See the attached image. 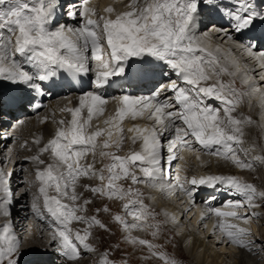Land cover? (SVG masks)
Segmentation results:
<instances>
[{"label": "snow or ice", "instance_id": "6c2138e0", "mask_svg": "<svg viewBox=\"0 0 264 264\" xmlns=\"http://www.w3.org/2000/svg\"><path fill=\"white\" fill-rule=\"evenodd\" d=\"M126 8L115 12L109 6L104 9L108 15L98 16L95 9L78 8L71 0L67 3L65 0H0V82L26 89L29 105L36 98L33 92L44 95V82L51 81L58 73L76 78L91 72L96 89L109 85L113 77L127 78L134 71L158 73L168 76L170 81L147 96H120L114 114L103 122L105 128L93 127L92 123L94 118L104 114L108 103L97 91L82 94L78 106L61 109L70 119L57 121L54 136L40 150L41 153L51 152L54 163L47 164L43 170L37 169L35 175L40 187L31 205L38 218L51 220L53 232L47 247L39 250L23 247L10 219L12 200L8 181L0 172V192L3 193L0 216L9 218L0 224V264H27L24 258L29 255L44 257L53 253L64 264H79L82 253L98 251L88 242L92 229L113 235L109 224L98 218L101 213H108L110 220L119 226L125 242L147 249L144 259L178 264L175 257L162 250L165 245L156 242L179 225L177 217L167 211H155L140 199L143 193L139 189L118 182L131 180L133 185L154 182L162 170V138L167 141L169 162L183 159L176 155L179 151L197 150L194 145H199L207 154L241 170H250L257 163L264 165V155L248 160L240 158L239 152L245 155L249 152L241 147L245 142L244 128L255 122L250 116L234 114L245 102L251 108L254 98H258L264 109V87L251 82L238 61L221 55L219 48L209 49L201 39L203 34L199 33L202 25L208 27L211 18H216L220 23L211 22V28L238 42L250 57L262 61L260 66L264 68V51L257 54L252 42L255 38L248 35L258 23L264 26V0H129ZM58 15L78 20L79 26L60 24ZM17 57L23 58V62ZM90 61L95 62L94 67L90 66ZM24 65L31 69L26 70ZM238 75L242 77L243 87L236 85ZM260 79L264 80V73ZM165 92L171 95H164ZM213 100L219 102V106L210 103ZM34 106L41 107L39 103ZM146 113L147 119L153 122L151 126L134 124L126 130L122 126L126 118L136 120L144 118ZM125 131L132 134L128 139L133 146L138 144L139 150L132 147L125 155L108 151L113 148L119 151ZM254 149L252 145L251 150ZM89 154L92 163L81 164ZM97 158L102 167L96 166ZM31 159L45 164L39 156ZM105 160L107 163H103ZM81 177L99 182L95 186L84 185L93 197L126 201L121 207L124 215L121 211L113 213L107 204L97 207L92 216L78 215V212H87L86 206L92 203V200H85L82 205L76 203L80 195L75 185ZM185 184L242 197L226 199L221 208L208 207L207 214L217 217L213 235L219 232L218 243L227 247L235 246L253 255L264 252V240L249 239L253 235L249 228L231 222L239 220L249 224L254 218L259 219V213L249 210L261 207L257 200H264V192L258 193L253 184L235 175L220 174L183 179L177 176L175 183L159 185V191L169 196L183 192L194 200L193 188ZM152 186L157 187L155 183ZM49 189H54L56 194L49 195ZM64 199L72 204H65ZM240 209H244L243 214ZM161 215L163 219H158ZM205 215L201 214V220ZM73 222L88 227L83 234L73 232ZM169 224L173 228H167ZM134 230L149 231L152 239L132 236ZM179 235L180 232H174L167 242L172 243ZM119 250V244L109 245L100 252L97 264H129L126 257L112 258Z\"/></svg>", "mask_w": 264, "mask_h": 264}, {"label": "bare ground", "instance_id": "6f19581e", "mask_svg": "<svg viewBox=\"0 0 264 264\" xmlns=\"http://www.w3.org/2000/svg\"><path fill=\"white\" fill-rule=\"evenodd\" d=\"M122 1L125 2V0H112V1L111 0H103L100 3V8L101 9H104L106 7H109V6H111V7L114 8L115 7V4H122ZM110 2H112L113 4L111 5ZM96 4L97 3L95 2V5ZM76 5H77L78 8H81V3H77L76 2ZM117 6H116V8H117ZM98 10H99V8H98ZM125 10H127V9L126 8H123V9L119 8V9H117V12H122V11H125ZM115 11H116V9H115ZM100 13H101V11H100ZM58 19L60 21V24H67V26H69V27H78L79 26L78 25L79 24L78 23V20H73L71 18L64 19V18H62L61 15H58ZM209 26L211 27V24ZM258 26H260L262 28V30H264V26L256 25V27H258ZM203 27H204V25H202L200 27V29L203 28ZM211 29H212V31L215 30V28H211ZM216 33H217V31L215 32V34ZM217 34H220L221 35L223 33L218 32ZM222 36H220V37H222V39L223 38H226V36L224 34ZM201 39L204 42L205 41L207 43L209 42L208 45H211V46L213 45L212 50H214V48L215 49L217 48V45L214 44V43H212V40L210 38L209 39L208 38L205 39V38H203V36H201ZM231 41L232 40L228 41V44H227L228 46H227L226 51H224L223 49L220 48V50H221L220 53L224 54V52H227V51H229V52L232 53L234 49L240 50V48H238L237 45H235L234 43H231ZM255 48H254V51L257 54H259L262 51L260 48H258V46H256ZM244 54H245V52H244ZM253 60H257V59H255V58L253 59V57H250L249 55H246L245 54L244 55V59L239 61L240 63L242 62L241 65L239 64L240 67H241V69H242V72H244V73L247 74V76L250 78V81H251V77H252V74H251L250 70H251V65L253 63ZM257 62L259 64L262 63V61H260V60H257ZM245 63H246V65H245ZM256 70L258 71V69H256ZM262 73H264V71L263 72H260L259 73L260 75H258V76H261ZM172 78L174 79L175 77L173 76ZM227 79H228V77H225V80H227ZM258 80L260 82H262V84L260 86L264 87V80H261L260 78ZM239 84H238V81L236 80L237 87H241L242 86L241 84L240 85ZM256 84H260V83H257L256 82ZM14 87H15V85H11V84H9L6 81L0 82V94L3 91H8V94L10 96L16 97L18 99H23L24 97H27V91H26V89H24L22 87H17V86L16 87L18 89H15ZM82 94H84V93L83 92L82 93H80V92H70V91L56 94L52 99L49 100V105L46 108H43V110L46 113L43 114L42 116H39L38 115L39 117H36V118H29V117H26L25 116V119L24 118L21 119V117H23V114L26 113L25 110H24V108L22 107L23 106V104H22V106H20L19 108H17L15 110V112L16 111H21L20 115L18 117H14V119H12V120H5V122H4L5 128L4 129H1V127H0V134H3V133H5V135L8 134L7 135V138L5 139V141L0 146V172L2 171V169L4 170V167L5 168L6 167L7 168H11V170H12V177H13V175H15V178L17 179L15 181V183H8V187L12 190V193H14L16 191V192H18L20 194L19 199H14L12 201L11 205L9 206L10 207V211H11V217H10V219L12 218V220H14V221H12V223H13V226H14L15 233L17 234V236L20 237L21 240L24 238V236L27 235V237L23 240V242H24L23 243L24 244L23 247L25 249L31 250V246L32 245L33 246H36V245L38 246V244H39V249H42V245H43V248H45V247L48 246L49 242L51 241L53 227L51 225L50 218H46V219H40V218H38L33 213L32 208H31V205H32L33 199H34V195L37 193L38 188L40 187V182L36 179L35 173H36L37 169L43 170L47 166V164L54 163V160H53V157L51 155V152H43V153H41L40 150H41V148H43L47 144V142L50 140V137L54 135V133H55L57 127H58L57 121H59L61 119H65V120L68 119V118H66L67 113L61 112V109L62 108H65V107H68V105H70V107H76V106H78L79 105V98H80V96ZM166 95H170V93H167ZM104 97L108 100V103L105 106V109L106 110H105L104 114L102 116H99L98 118H94V120H96L95 122L97 124L98 123L100 124L99 120H101V119L103 120V121L101 120V123L104 124L103 123L104 122V118H107V116H109V114L110 115H113L114 112H115L116 107L118 106V98L119 97H117V96H104ZM114 98H117V99H114ZM161 99H163V96H161ZM255 102L256 101L253 100L252 107L251 108H249L247 102H245L243 108L245 110V114H246L245 116H250L252 118V120L255 122V123H253L254 124L253 125L254 126V129H253V131H250L249 132V135L252 134V136L257 137V135L260 136L261 135V132L263 131L262 127H264V122L262 120L259 121L257 119V117H256V113H258L257 112L258 111V108H257ZM210 103L213 104V101H210ZM213 105H215V104H213ZM48 109H50V110H48ZM38 112H40V111H38ZM38 112H37V114H38ZM234 114L235 115H240L241 113H240V111L237 110V112L234 113ZM146 116L147 115H145L144 118H139L138 121L141 124H144L145 126H147L146 124H148L149 126H151L153 122L150 121V120H148ZM45 118H47V119H45ZM126 120L127 121L128 120L131 121L130 118H126ZM18 121H22V123H18ZM102 124H100L99 127L104 128L103 126H106V125L104 124L102 126ZM8 129L10 131H7ZM31 132L32 133L33 132L34 133H37L35 139H36V141H39V143H35V144L32 145L30 143V141L26 140V138H30V136H31L30 133ZM164 137L165 138L168 137V134L165 133L164 134ZM102 139H103V137L101 138V140ZM126 139L129 140V142H128V144L126 143L127 144V149L125 148L126 151H124L123 154L117 152V150L115 148L108 149V151H114V152H116L117 155H125V154L128 153L129 149L132 148V147H135L136 150H139V145L138 144L136 146H133L131 144L130 139H128V138H126ZM31 142H33V141H31ZM246 142L247 141L245 140L244 143H246ZM251 145H252V143H251ZM253 145H254V143H253ZM194 148L197 149V150H194V153L195 154L193 156H192V154L191 155H188L187 154L188 152H187L186 149H183V150L179 151L180 156L183 157V161H185L186 163H188V165H191V162H194L191 159H195L196 160V163L197 162H199V163H202L203 162L204 163V164H201V166L199 164V166H200L199 172H201V173H203L205 175H208V174H220V175L223 174V175H225V174L229 173V170H230L229 168H231L230 163L224 161L223 159H218L217 157H215L213 155L207 154L206 150L200 149V146L199 145H194ZM242 148H244V147H242ZM8 151H9V153H7ZM254 151H256V150H254ZM257 151H258V149H257ZM243 154H244V152H243ZM257 154H259V153H257ZM260 154L263 155L262 151L260 152ZM201 155L202 156L203 155H206V157H208V158L201 157ZM33 156H39L41 160L45 161V164H39L37 161H33L31 159V157H33ZM190 156H192L191 159H190ZM241 156H240V158H241ZM86 157L80 161L81 164L92 163V159L93 158H92L91 154H89ZM197 157H199V159ZM247 157H249V155ZM245 158H246V156H245ZM97 161L98 162H97L96 166L98 168L99 167H102V163L99 162V158H97ZM103 163H107V161L105 160V161H103ZM11 164H12V166L10 167ZM168 166H169V163L167 164V167ZM199 166H197V167H199ZM237 169L238 170L235 171L237 173V175H235V176L239 177L240 179H242L245 182H248V183L253 184L256 187L258 193L259 192H262V190L260 191L261 185L259 187V185L257 184V182L262 183L263 181H258L259 179H256L255 178V175L254 176L251 175L253 173L249 169L248 170H246V169L241 170L239 168H237ZM192 173H194V172H192ZM23 174H24V176L26 175V178L23 177ZM246 174H249V177L247 176L248 178H245V176H243V175H246ZM137 175H140V173H139L138 170H137ZM198 175H200V174H198ZM12 177L9 179V181L12 179ZM32 177H33V179H32ZM127 181H123L122 180V181H119L118 183H120V184H123L125 182L128 183ZM98 183L99 182L96 181V180H92V179H87V178L81 177L76 182V185H75L76 193H78L79 195H81L80 196V198H81L84 193L83 194L79 193L80 192L78 190L79 185H80V187H81V184H82V186L83 185H86V184H91V185L95 186ZM153 183L157 184V186L159 187V185H161V184L167 185L169 183H175V182L174 181L173 182L170 181V177H169L168 180H166V178H164V177H157L154 182H147V181L144 182V184L147 185V187H149ZM135 185L137 187H139L140 189H142V191L144 190L145 194H147L149 196H152L151 194H153V195L156 194V196H158V197L163 196V194H161V192H158V190H152V193H148V192H146V189L143 188V186L142 187L140 186V184L139 185L138 184H135ZM19 188H21V189H19ZM192 188H193V192H194L193 193L194 194V200L191 199V200L194 201L193 202V205L195 204V207H196V205L200 207V205H198V204H199V202H201L204 199V196H206V193H201L200 190H198V189H204L205 187H202L201 186L199 188H196V187L193 186ZM210 190H211V192L209 193V195L207 194V196H208L207 199H209L210 202L207 203L208 205L207 206L205 205L204 206L205 208L202 209V210H200V208H197L195 210V213L194 214H196L195 216H196V219L199 221V223L200 224H205L207 226V231L210 234H213V225L217 223V217L215 215H213V214H207L208 207L211 206V207L221 208L222 207L221 206L222 202H224L226 199H239L241 197L240 196H233V195H225L223 193H220V192L216 191V189H212V188H210ZM85 191H87V190L85 189ZM177 192H176L175 195H172L170 197H173L174 199L175 198H178ZM10 193H11V191H10ZM55 194L56 193H55V190L54 189H49V195H55ZM0 196H3V193L2 192H0ZM179 196H180V194H179ZM212 196H215L216 198L215 199H212ZM11 197H12V195H11ZM97 198L98 197H96V200H97ZM180 198H181V196L177 200L180 201L181 200ZM110 201H113L114 202V200H110ZM63 202L65 204H72V202L70 200H67V199H64ZM79 202H81V201L78 200L76 203L79 204ZM96 202H97L96 205H98L97 207H100V204L99 203H101V200H97ZM104 202L107 203V199L104 200L102 203H104ZM146 202L148 203V201H146ZM39 203L42 205L43 204V200L41 199L39 201ZM114 203L116 204L115 206H117V209L116 210L121 211V207H122V205L124 203H120V202H117V203L114 202ZM153 203L150 202L149 205L151 207H154L157 211H159L160 209L155 205L156 203L155 204H153ZM257 203H260L261 204V207L260 208H264V200H260L259 199V200H257ZM16 204H18V205H16ZM81 204H82V202H81ZM89 205H91V204H89ZM193 205L187 206V210H189ZM187 210L186 209H181V211H177L175 208H173L172 213L177 217V219L179 221V224H180L177 227H175L176 228L175 231L178 230L180 233L183 231L184 224L181 223V220L180 219H181V216L182 215L185 216L184 214H186ZM222 210H224V211H230V209H227V208H222ZM87 211H88V209H87ZM160 211H162V210H160ZM89 213L90 212H88V213H86V212L85 213L84 212H78L77 214L78 215H85V216H91V215L94 214L93 211L90 214ZM202 213H205L206 214L205 215V219H203V220H201V214ZM121 214L124 215V213L122 211H121ZM241 214H243L242 211H241ZM45 215L47 216L46 213H45ZM8 219L9 218H7V217L0 216V224L6 223ZM128 219L130 220V217H128ZM261 221H262V223H260L261 229H262V231H264V219L262 218ZM29 222H32V223H30L31 226H32V228L30 227L31 229L29 228ZM231 222L232 223H236V224H240V226L245 227L244 226L245 224L241 223V221H239V220H232ZM73 223L75 225V226H73L74 229L76 231L81 232V234H83V232L88 227L84 223H78V222H73ZM167 228H171V227L170 226H167ZM246 228H248V227H246ZM29 229L31 231H29ZM250 231L253 234V231L251 229H250ZM29 232H30V234H28ZM120 232H122V231L120 230ZM94 233H96V232L94 231ZM167 233L168 232H166L164 236H166ZM217 234H219V232L216 233V236L218 237ZM30 235H32V238L29 237ZM131 235L132 236H137V234L134 233V232H132ZM257 235L258 234H256V233L253 234L252 235V238L255 239V240H264V235H262V237H261V235H258L261 238H258ZM120 236L123 237L124 236V233L123 232L120 233ZM141 237L142 236H140V238ZM185 237L190 238V240L192 241V249H195L196 251L199 250V253H200V251H204V252H209L210 251L212 253L213 259L215 260V262L217 264H229L227 262L226 263L224 262V259H222V255H223V257H226V256L229 257L230 256L232 258H235V256H234L235 254H231L229 252H225V253L223 252V254L222 253L221 254H217L216 252L212 251V249H210L209 247L207 249V245L205 244L204 240L199 239L198 237L195 236V234H193L191 231H189L187 229H185L181 233V239L182 238H185ZM40 242H43L45 245L42 244V243H40ZM88 242L91 243L93 245V247L98 248L97 245H96L98 243L96 242V240H93L92 241V237H89ZM40 245H41V248H40ZM49 249H51V248H49ZM236 249L238 251L237 254L240 253L242 255H245L246 258H248V259L251 258V259H249L247 261V264H255L254 261L258 258L259 254H260V252H257L255 255H253L252 253H249V252H247L245 250H241V249H238V248H236ZM181 250H183V249H181ZM179 256H180V254H179ZM86 257H89V258L92 257V258H94V255L92 253H90V254L89 253H82V259L79 261V264H91V263H93L92 260H90L91 263H86V260H85ZM196 258H197V261H198L199 258L198 257H196ZM235 259H236V262H234L233 264H244L243 263V258L240 257L239 255ZM24 260L27 262V264H29L31 262H32L31 264H35V262H37V261H42L43 264H64V261L62 259L61 260H57L56 255L54 256V258L51 259L50 257H46V256L40 257L38 255L32 254V255H29V256L25 257ZM33 261H34V263H33ZM95 264H97V262Z\"/></svg>", "mask_w": 264, "mask_h": 264}, {"label": "rangeland", "instance_id": "374dc122", "mask_svg": "<svg viewBox=\"0 0 264 264\" xmlns=\"http://www.w3.org/2000/svg\"><path fill=\"white\" fill-rule=\"evenodd\" d=\"M100 1V2H99ZM103 0H88L87 2H88V4L86 3L85 5L88 7V8H94L95 9V11H96V13H97V15L98 16H102V15H108L107 13H105L104 12V9H101L100 8V3L102 2ZM112 1V0H111ZM65 2L67 3V2H69V0H65ZM71 2H73V0H71ZM95 2L97 3L96 5H95ZM129 3V0H125V2L124 1H122V4H115V7H114V9H116V11L115 12H117V9H119V8H121V9H123V8H126V5ZM110 4L112 5L113 3L112 2H110ZM95 7H94V6ZM99 5V6H98ZM119 7H118V6ZM121 5V6H120ZM124 7H123V6ZM85 6V7H86ZM116 6H117V8H116ZM98 8H99V10L101 11V13H100V11L98 10ZM107 8V7H106ZM127 9V8H126ZM64 11H66V10H64ZM103 11V12H102ZM62 16V18H64V19H68V16H66V15H61ZM115 17V13H113L112 14V18H114ZM95 18V17H94ZM210 25V24H209ZM208 25V27H203V28H201L200 30H199V33H202L203 35V38H205V39H211L212 40V43H214V44H216L217 45V48H221V49H223L224 51H226V49H227V44H228V41H230L229 39H227V37L226 38H223L222 39V35L223 34H215V30H213L212 31V29H211V27ZM215 31V32H214ZM220 36H222V37H220ZM205 43V45L209 48V49H211L212 50V48H213V45L211 46V45H208L209 44V42L207 43L206 41L204 42ZM211 43V42H210ZM231 43H234L235 45H237V47L238 48H240L239 47V43L238 42H235L234 40H232L231 41ZM256 49V48H255ZM214 50H215V48H214ZM242 49L240 48V50H237V49H234L233 50V54L231 53V52H229V51H227V52H224V54H222V53H220L221 55H226L227 57H228V59H236L238 62L240 61V60H243L244 59V55L246 54V55H248L247 54V52H245V51H241ZM244 52H245V54H244ZM227 53V54H226ZM254 59V58H253ZM239 64L241 65L242 64V62L240 63L239 62ZM245 65H246V63H245ZM256 69H258V71L256 70ZM264 71V68H262L261 66H260V64L257 62V60H253V63H252V65H251V70H250V72H251V74H252V77H251V82H257V83H260V84H258V85H261L262 84V82H260L258 79L260 78V76H258V75H260L259 73L260 72H263ZM241 76H239L238 75V77H237V81H238V84L240 83V80H241ZM223 79H225V77L223 78ZM241 84V83H240ZM239 84V85H240ZM4 86V85H3ZM242 87V86H241ZM4 89V88H3ZM253 100H255L256 102V106H257V108H258V113H256V117H257V119L259 120V121H263L264 122V109H261V107H260V105H259V103H258V98H254ZM67 101V100H66ZM65 101V102H66ZM213 104H215V106H219V102H215L214 100H213ZM243 105V106H242ZM242 106V107H241ZM68 107H70V105H68ZM244 103L243 104H241L239 107H238V111H240V113L243 115V116H245L246 114H245V110H244ZM25 108V107H24ZM25 110V109H24ZM48 110H50V109H48ZM43 111V112H42ZM25 112H26V110H25ZM46 112L42 109V110H40V112H38V114H28V115H26V117H29V118H36V117H39V116H42L43 114H45ZM41 114V115H40ZM39 115V116H38ZM145 115H147V113L145 114ZM221 115H222V113H221ZM68 116V117H67ZM67 116H66V118H69L70 119V116H69V114L67 113ZM109 116H111L110 114H109ZM109 116H107V118L109 117ZM147 117V116H146ZM24 119H25V116L23 117ZM107 118H104V120L105 119H107ZM138 119L139 118H137L136 120H132L131 119V121H127L126 119L123 121V127H124V129L126 130L127 128H129V127H132L134 124H138V125H140V126H145L144 124H141L139 121H138ZM102 120V119H101ZM101 120H99V122H100V124H102L101 123ZM103 121V120H102ZM98 122V121H97ZM3 124H4V120H2V121H0V126L2 127L3 126ZM99 123L97 124L98 126L100 125ZM104 124H102V126H103ZM147 126H149L148 124H146ZM254 124H252V125H250V126H246L245 128H244V132H245V136H244V141L246 140L247 142L246 143H244L241 147H244V149H249V152H248V154L247 155H245V154H243V152L241 153V152H239L240 154V156H241V158H242V160H248L250 157H254V156H257V155H261L260 154V152L262 151V153H263V155H264V127H262V129H263V131L261 132V135L259 136V135H257V137H255V136H252V134H250L249 135V132L250 131H253V129H254V126H253ZM104 128L106 127V126H103ZM1 129H4V128H1ZM31 134V136H30V138H26V140H28V141H30V143L33 145V144H35L36 143V139H35V137H36V134L37 133H30ZM1 135L2 134H0V137H1ZM124 135H125V139H124V142H123V144H122V146H121V148L119 149V151H117V152H119V153H121V154H123L124 153V151H126V149H127V144H128V142H129V140H127L126 138H128V137H130L132 134L131 133H128L127 131H125V133H124ZM54 136V135H53ZM52 137V136H51ZM113 139H115V137L113 138ZM263 140V141H262ZM31 141H33V142H31ZM163 141H164V148L162 149V153H161V155H162V160H161V171H160V173L158 174V176H162V172H163V170H167V164L169 163V167L170 168H172V181H173V179L174 178H176V176L178 175V172H181V174H182V176L181 175H179V176H181V178L183 179L184 177H188V178H191L192 176H197V177H199L201 174H203V173H201V172H199V168H200V166H201V164H204L203 162L202 163H199V162H197L196 163V160L195 159H191L192 158V156L195 154L194 153V150H189V149H187V148H185L186 150H187V154L188 155H191L192 154V156H190V159L192 160V161H194V162H191V165H188V163H186L185 161H183V159L181 160V159H175V160H171L170 162H169V160H168V157H169V153H168V151H167V141H166V139H164L163 138ZM2 142H1V140H0V146L2 145L1 144ZM127 143V144H126ZM251 143H252V145H253V143H254V145H255V149L254 150H256V151H254V150H251V148H252V145H251ZM250 146V147H249ZM257 147V148H256ZM126 148V149H125ZM124 149V150H123ZM257 149H258V151H257ZM260 149V150H259ZM251 150V151H250ZM121 151V152H120ZM7 153H9V151L7 152ZM179 153V152H178ZM176 154L178 157H180V153L179 154ZM257 153H259V154H257ZM200 154V153H199ZM254 154V155H253ZM256 154V155H255ZM249 155V157H247ZM200 156V155H199ZM245 156H246V158H245ZM201 157H206V155H201ZM87 158V157H86ZM206 158H208V157H206ZM198 160V159H197ZM193 163V164H192ZM199 164H200V166H199ZM231 165V164H230ZM12 166V164L10 165V167ZM197 166H199V167H197ZM192 167V168H191ZM181 168V170H179ZM230 170H229V173H227V174H225V175H237V173L235 172L236 170H238L237 169V167H235L234 165H231V168H229ZM178 170V171H177ZM191 170V171H190ZM246 170H248V169H246ZM184 173H183V172ZM189 171V172H188ZM231 171V172H230ZM250 171L253 173V174H251V175H255V178L256 179H259L258 181H263L262 183H259V182H257V184L259 185V187H260V185H261V187H260V191L262 190V192H264V165H261V164H259V163H257L256 165H255V167L254 168H252V169H250ZM4 175H5V177L7 178V181H8V183H15V181L17 180L16 178H15V175H13V177H12V170H11V168H5L4 167V170L2 169V171H1ZM5 172V173H4ZM192 172H194V173H192ZM198 174H200V175H198ZM221 175H223V174H221ZM184 176V177H183ZM243 176H245V178H248L249 177V174H246V175H243ZM248 176V177H247ZM12 177V179L9 181V179ZM22 177V176H21ZM23 177H25L26 178V175L24 176V174H23ZM24 179V178H23ZM32 179H33V177H32ZM91 181V180H90ZM128 183H123V185L125 186V187H128V186H131V187H133V188H137V189H139V191L141 192V193H143V196H141L140 197V199H143V201H144V203L145 204H147V205H149L150 204V202H154L153 204H155L160 210H162V211H167L169 214H173L172 213V210H173V208H175L177 211H181V209H186L187 210V206H189V205H193V200H191L185 193H183V192H177V194H178V198L181 196V200L180 201H178L177 199L178 198H173V197H170V196H168V194H166V193H163V196H161V197H158V196H156V194L155 195H153V194H151L152 196H149V195H147V194H145V192H144V190L142 191V189H140L139 187H137L136 185H133L132 183H131V181L130 180H128L127 181ZM146 182V181H145ZM140 184V186L142 187L143 186V188L144 189H146V192H147V190L150 188V187H147V185H145L144 184V182H141V183H139ZM138 184V185H139ZM185 187H193V186H191V185H189L188 186V184H185ZM82 188V189H81ZM148 188V189H147ZM10 189V188H9ZM19 189H21V188H19ZM23 190V189H22ZM78 190L80 191L79 193H81V194H83L82 195V197L79 199V201H81L82 202V204L84 203V201L85 200H93L92 201V203H91V205H87L86 207H87V209H88V211L86 212V213H88V212H94V214H96L95 213V209L97 208V206L98 205H96V201L97 200H101V203H99L100 204V207L103 205V204H109L108 206L111 208V210H112V212L113 213H115V212H117L118 210H116L117 209V206H115L116 204L114 203V202H120V203H125L126 201H120V200H114V202L113 201H108V199H107V203H102L104 200H106V199H103L102 200V198H100L99 199V197L97 198V200H96V197H93V195H92V193L91 192H89V191H85V187H84V185L82 186V184H81V187H80V185H79V187H78ZM10 191H11V193H10V199L13 201L14 199H19V196H20V194L18 193V192H14V193H12V190L10 189ZM83 191V192H82ZM148 193H151V192H148ZM194 193V192H193ZM78 194V193H77ZM179 194H180V196H179ZM11 195H12V197H11ZM79 195V194H78ZM86 195V196H85ZM81 196V195H80ZM86 197V198H85ZM208 196H204V199L205 198H207ZM91 198V199H90ZM83 199V200H82ZM239 199H242V197L241 198H239ZM259 200V199H258ZM146 201H148V203L146 202ZM15 202V201H14ZM30 202V201H29ZM81 202H79V204H81ZM19 203V202H18ZM28 203V202H27ZM30 204V203H29ZM28 204V205H29ZM81 204V205H82ZM112 204V205H111ZM188 204V205H187ZM203 204V203H202ZM16 205H18V204H16ZM198 205H200V204H198ZM112 206V207H111ZM150 206V205H149ZM205 204H203V207H199V206H197L196 205V207H195V204L189 209V210H187V212H186V214H184L185 216H181V223H183L184 224V227H183V231L185 230V229H187V230H189V231H191L193 234H195V236L196 237H198L199 239H201V240H204V242H205V244L207 245V249H208V247L210 248V249H212V251H214V252H216L217 254H223V252L225 253V252H229V253H231V254H235L234 256H235V258H237L238 257V255L240 256V257H242L243 258V263L244 264H247V261L249 260V259H251V258H246V256L245 255H242V254H240V253H238L237 254V249L235 248V246H233V247H227V246H225L224 244H221V243H218V241H217V236L216 235H213V234H210L208 231H207V226L205 225V224H200L199 223V221L196 219V214H194L195 213V210L197 209V208H200V210H202V209H204L205 207ZM154 208V207H153ZM114 209V210H113ZM155 209V208H154ZM260 209V210H259ZM91 210V211H90ZM159 210V211H160ZM231 210V209H230ZM256 211L257 213H259L260 215H259V219H256V218H254L249 224H245L244 226L245 227H248L249 229H251L252 231H253V234H258V235H261V237H262V235H264V231H262V229H261V225H260V223H262V221H261V219L263 218L264 219V208H257V209H250V212L251 211ZM155 211H157L156 209H155ZM159 211H157V212H159ZM162 211H160V212H162ZM240 212L242 211V213H243V211H244V209H240L239 210ZM85 213V212H84ZM89 213V214H90ZM93 214V215H94ZM104 214V215H103ZM92 216V215H91ZM103 216V217H102ZM106 216V217H105ZM98 218L99 219H102V220H104L106 223H108L109 224V226L111 227V229H112V233H113V235H109L108 233H106V232H104L103 230H100V229H92L91 231H92V236H90V237H92V241L93 240H96V242L98 243V244H96L97 245V247H98V251L96 252V253H92L93 255H94V258H92V257H86L85 258V260H86V263H91L90 262V260H92V262L93 263H91V264H95L98 260H99V258H100V252H102V251H104V249L105 248H107L109 245H116V244H119L120 245V250L119 251H117V252H114L113 254H112V258H114V259H117V260H120L122 257H126L127 259H128V262H129V264H161V262L159 261V260H157V259H155V258H153V259H144L143 257L144 256H147L148 255V251H147V249L146 248H141V247H139V246H133V245H131V244H128L127 242H125L124 240H123V237L122 236H120V233H122V232H120V228H118L119 226L118 225H116V224H114L111 220H110V218H109V214L108 213H101V215L99 214L98 215ZM261 218V219H260ZM131 219V218H130ZM158 219H163V216L161 215L160 217H158ZM11 220H12V218H11ZM110 220V221H109ZM12 221H14V220H12ZM260 221V222H259ZM16 222V221H15ZM201 222V221H200ZM30 223H32V222H29V228L31 227L32 228V226H31V224ZM242 223V222H241ZM180 225V224H179ZM73 226H75L74 225V223H72V225H71V228H72V230L74 231V232H76V230L74 229V227ZM168 226H170L171 228H173V226L171 225V224H169ZM30 228V229H31ZM29 229V231H31ZM176 230V228H173V232H168L167 234H166V236H164V235H162V237H161V239L159 240V241H156V242H158V243H164V245H165V247H164V249H162L163 251H166L169 255H171V256H173V257H175L176 259H177V261H178V264H217L216 262H215V260L213 259V257H212V253L209 251V252H204V251H200V253H199V250L198 251H196L195 249H192V241L190 240V238H188V237H185V238H182L181 239V235H179V236H175L174 237V239H173V241H172V243H168L167 242V238H170V237H172L173 235H174V232H179L178 230L177 231H175ZM94 231L96 232V233H94ZM98 231V232H97ZM103 231V232H102ZM182 231V232H183ZM134 233H136L137 234V236H142L143 238H146V239H149V240H151L152 239V237H151V235L149 234V231H139V230H134L133 231ZM181 232V233H182ZM263 232V233H262ZM98 233V234H97ZM261 233V234H260ZM28 234H30V232L28 233ZM96 234V235H95ZM218 236H219V234H217ZM257 235V237L258 238H261V237H259ZM139 236V237H140ZM27 237V235L26 236H24V238L22 239V241L25 239ZM29 237H31L32 238V235H30ZM141 237V238H142ZM249 239H253L252 238V236L251 237H248ZM24 243V242H23ZM40 243H42V244H44L43 242H40ZM36 244V243H35ZM45 245V244H44ZM23 246H24V244H23ZM33 246V245H32ZM31 246V249H36V250H39V244H38V246L36 245V246H33L32 247ZM169 246V247H168ZM40 248H41V245H40ZM42 248H43V245H42ZM100 248V249H99ZM179 248V249H178ZM181 249H183V250H181ZM49 252H51V250H49ZM90 254V253H89ZM179 254H180V256H179ZM186 254V255H185ZM54 256H55V253H53L52 255H50V256H46V257H50L51 259L52 258H54ZM89 256V255H88ZM99 257V258H98ZM196 257H198L199 259H198V261H197V258ZM235 258H232V257H228V256H226V257H223V255H222V259H224V262L226 263H229V264H233L234 262H236V259ZM189 260V261H188ZM89 261V262H88ZM148 261V262H147ZM185 261V262H184ZM30 262V261H29ZM197 262V263H196ZM255 262V264H264V252H260V254H259V256H258V258L254 261ZM32 263V262H31ZM31 263H29V264H31ZM33 263H34V261H33Z\"/></svg>", "mask_w": 264, "mask_h": 264}]
</instances>
